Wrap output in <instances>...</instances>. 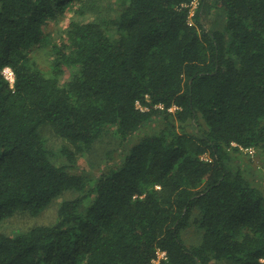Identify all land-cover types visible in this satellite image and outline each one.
Wrapping results in <instances>:
<instances>
[{"label":"trees","instance_id":"1","mask_svg":"<svg viewBox=\"0 0 264 264\" xmlns=\"http://www.w3.org/2000/svg\"><path fill=\"white\" fill-rule=\"evenodd\" d=\"M72 1L80 17L113 11ZM194 1L118 0L114 17L72 18L48 74L32 44L49 39L44 22L68 1L0 0V221L79 193L53 224L0 232V264H151L160 250L159 264H264V190L232 157L264 150V0H199L191 22ZM213 7L222 30L201 21ZM44 127L68 142L67 164L53 160ZM111 129L122 158L78 171ZM191 225L201 240L188 245Z\"/></svg>","mask_w":264,"mask_h":264},{"label":"rangeland","instance_id":"2","mask_svg":"<svg viewBox=\"0 0 264 264\" xmlns=\"http://www.w3.org/2000/svg\"><path fill=\"white\" fill-rule=\"evenodd\" d=\"M68 5L63 11H58L49 17L44 22L46 30L49 34V39L39 43L32 44V56L39 63V65L48 74L52 71L54 63V52L52 45L66 37V30L69 21L79 19L84 21L91 17L98 16L101 13L108 17H114L119 11L118 0H98L101 6L107 4L113 8V11L93 12L90 11L88 15L80 17L75 13L71 6H74L77 1L67 0ZM97 4V3H96ZM199 7V0H196L191 5L190 21L194 22L195 13ZM78 15V16H77ZM203 24L210 29L222 30L225 26L226 15L225 12L213 7L202 17ZM111 34L116 36L115 27L112 28ZM64 72L60 75L62 83L66 82L72 73V68L63 66ZM161 120L156 119L150 124H147L142 129L138 130L130 139V145L139 142L147 135L153 134L160 126ZM188 130L192 131L193 126H186ZM42 133L46 138L47 145L53 153V160L59 165L67 164L66 158L61 154V149L65 145H69L67 141L61 137L56 136L48 127L42 129ZM233 146H236L234 144ZM125 144H122L120 137L115 132V129L105 132L98 141L95 142L90 150L82 153L78 157L77 170L84 171L90 174H97L100 171L109 169L112 165L120 160L123 156ZM234 159L233 164L237 168H241L245 176L254 184L264 190V150L256 149L254 153H250L244 149L235 151L232 154ZM232 163V161H231ZM79 195L78 192L66 191L57 198H55L46 208L38 214H30L24 212H17L14 215L0 221V232L15 235L20 232L40 224H53L58 219V209L63 200L71 199ZM184 240L188 245L197 244L201 240V232L194 226H189L184 231Z\"/></svg>","mask_w":264,"mask_h":264},{"label":"built area","instance_id":"3","mask_svg":"<svg viewBox=\"0 0 264 264\" xmlns=\"http://www.w3.org/2000/svg\"><path fill=\"white\" fill-rule=\"evenodd\" d=\"M3 71H4L5 76L13 83L14 81L13 70L10 67H6ZM241 148L246 151H249L250 153H254V151L256 150L254 147H246V148L241 147ZM163 258H166V251L160 250L158 252L157 257L152 261L151 264H159L160 260Z\"/></svg>","mask_w":264,"mask_h":264}]
</instances>
